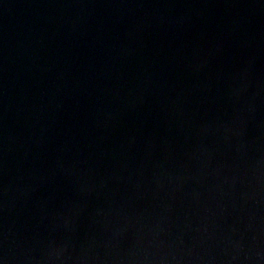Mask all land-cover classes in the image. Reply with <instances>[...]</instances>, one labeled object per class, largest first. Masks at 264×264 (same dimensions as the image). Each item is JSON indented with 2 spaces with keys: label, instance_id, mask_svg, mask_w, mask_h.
Wrapping results in <instances>:
<instances>
[{
  "label": "water",
  "instance_id": "1",
  "mask_svg": "<svg viewBox=\"0 0 264 264\" xmlns=\"http://www.w3.org/2000/svg\"><path fill=\"white\" fill-rule=\"evenodd\" d=\"M0 264H264V0H0Z\"/></svg>",
  "mask_w": 264,
  "mask_h": 264
}]
</instances>
